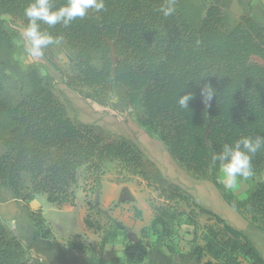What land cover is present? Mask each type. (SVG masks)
Segmentation results:
<instances>
[{"label": "trees", "instance_id": "obj_1", "mask_svg": "<svg viewBox=\"0 0 264 264\" xmlns=\"http://www.w3.org/2000/svg\"><path fill=\"white\" fill-rule=\"evenodd\" d=\"M28 2L0 0V17L8 15L24 26L23 9ZM53 2L59 7L65 0ZM163 2L105 0L103 11L89 10L68 28L42 24L41 29L64 36L62 44L70 51L75 69L65 81L69 88L103 94L117 87L129 104L141 106L138 123L146 134L161 142L191 176L197 180L211 177L219 190V170L212 155L241 136L264 135V26L249 13H242L232 25L219 5L192 0H177L175 15L164 18L157 11ZM7 26L0 19V86L2 80L16 77L22 92L15 101L0 99V113L9 121L6 133L0 134V186L24 206L34 241L53 238L41 210L29 208L35 195L44 194L49 203L72 205L81 167L99 172L104 163L116 162L152 186L163 202L187 201L193 207L189 216L197 209L214 219L204 226V244L192 248L198 259L209 257L203 264H241L239 259L264 264L263 256L242 230L166 178L135 141L72 119L36 67L21 69L14 58L15 32ZM205 83L216 92L210 107L204 106L200 94ZM189 92L193 99L186 110L181 109L178 95ZM252 163L254 173L263 177L261 182L245 200L233 204L226 197V202L236 212L246 213L254 227L264 230V149ZM96 182L100 184L99 179ZM158 208L150 227L161 245L165 235H170L171 225L168 207ZM83 222L87 228L101 229L88 215ZM113 228L101 237L100 252L126 227L114 221ZM149 247L146 241H128L122 251L123 262L143 263ZM30 248L0 215V264H44L31 257ZM70 250L78 251L74 245Z\"/></svg>", "mask_w": 264, "mask_h": 264}, {"label": "rangeland", "instance_id": "obj_2", "mask_svg": "<svg viewBox=\"0 0 264 264\" xmlns=\"http://www.w3.org/2000/svg\"><path fill=\"white\" fill-rule=\"evenodd\" d=\"M196 4L206 6L217 4L227 16L230 24H234L242 13L251 14L259 24L263 15L264 0H192ZM257 8H254L257 5ZM8 23V28L15 32L14 58L22 70L28 66L36 67L44 83L67 108L68 115L79 122L95 125L104 129L113 137H125L135 141L147 157L155 162L163 175L189 192L197 203L211 210L227 221L231 226L242 230L252 241L264 258V230L250 224L248 215L236 212L226 202V197L233 204L245 200L262 180V175L254 173L247 180L239 179L238 184L226 190L221 184L218 190L211 177L197 180L181 168L168 154L157 139L148 136L138 123L142 114L139 104H129L120 90L112 86L103 94L92 93L85 88L73 90L65 81L75 72L71 53L64 45L45 50L44 59L34 61L24 51L20 31L21 22L8 15L0 17ZM263 25V24H261ZM22 91L19 90L17 78L2 80L0 99L6 102L15 101ZM9 121L0 113V134H5ZM3 151L0 142V153ZM99 175V176H97ZM99 179L100 184H96ZM218 181L220 173L218 171ZM75 200L70 204H54L46 200L44 194H37L29 203V208L40 209L53 238L47 242L33 240L32 227L27 218L24 206L13 199L10 191L0 186V215L4 224L13 230L23 244L30 245L31 257L44 264H58V256L54 250L58 245L70 250L77 247L74 260H82L85 264H125L122 259L124 245L128 241L142 240L150 243L148 258L141 264H203L208 256L197 258L192 255L196 244H204V226L214 222L208 215L200 214L187 201L174 200L163 202L158 198L152 186L137 176L130 175L116 162H106L99 172L88 171L81 167L77 175V183L73 187ZM125 192L128 197L120 199ZM225 195V197L222 195ZM89 202V205L87 204ZM165 205L171 225L170 235H165L164 243L158 244L155 231L150 227L160 206ZM101 226L100 230L87 228L84 217ZM194 219V225L191 219ZM114 221L126 228L111 243H107L100 252L99 242L106 231H114ZM241 264H251L247 259H239ZM72 264L71 262H62Z\"/></svg>", "mask_w": 264, "mask_h": 264}, {"label": "clouds", "instance_id": "obj_3", "mask_svg": "<svg viewBox=\"0 0 264 264\" xmlns=\"http://www.w3.org/2000/svg\"><path fill=\"white\" fill-rule=\"evenodd\" d=\"M177 0H164L157 9L164 18L174 16ZM105 9V0H65L59 7L53 0H29L23 9L27 23L20 31L21 42L25 53L34 61L44 59L45 49L61 45L63 34L52 35L42 30L41 25L49 28L61 25L68 28L73 21L83 19L89 10L101 12ZM202 103L210 107L216 95L211 84L205 83L201 88ZM193 99L191 92L178 95L177 104L181 109L188 108V102ZM264 149V135L241 136L231 143H224L220 151L212 155V162L218 166L220 183L226 190L234 188L239 179L247 180L254 175L253 158Z\"/></svg>", "mask_w": 264, "mask_h": 264}, {"label": "crops", "instance_id": "obj_4", "mask_svg": "<svg viewBox=\"0 0 264 264\" xmlns=\"http://www.w3.org/2000/svg\"><path fill=\"white\" fill-rule=\"evenodd\" d=\"M256 4L257 5H255L254 8H257L258 3H256ZM260 21L263 22L261 24H263V26H264V9H263V15H262ZM38 240L41 241L42 239L41 240L38 239ZM41 242H47V240L41 241ZM54 253L58 256V264H63V263H60L59 260H62V262L63 261L64 262H69V263L71 262L72 264H85L80 259L78 261L74 260V253L72 251H70V250L65 249L63 246L58 245V250L57 249L54 250Z\"/></svg>", "mask_w": 264, "mask_h": 264}, {"label": "water", "instance_id": "obj_5", "mask_svg": "<svg viewBox=\"0 0 264 264\" xmlns=\"http://www.w3.org/2000/svg\"><path fill=\"white\" fill-rule=\"evenodd\" d=\"M129 195H127L125 192H123L122 194H121V197H120V199H125L126 197H128ZM137 241V240H136Z\"/></svg>", "mask_w": 264, "mask_h": 264}]
</instances>
